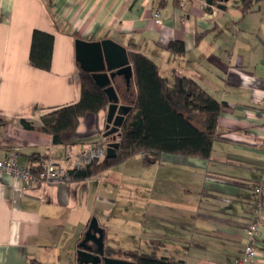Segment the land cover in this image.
I'll use <instances>...</instances> for the list:
<instances>
[{
  "label": "crops",
  "instance_id": "obj_1",
  "mask_svg": "<svg viewBox=\"0 0 264 264\" xmlns=\"http://www.w3.org/2000/svg\"><path fill=\"white\" fill-rule=\"evenodd\" d=\"M233 2L219 9L204 0H0V158L14 152L34 172L48 160L67 171L89 147L115 138L106 134L107 106L81 117L67 146L19 122L40 126L52 108L79 100L75 39L142 52L170 86L176 71L226 104L208 159L163 154L145 165L137 154L81 181L25 184L0 174V264H91L100 247L132 261L123 252L148 253L153 239L162 242L159 256L185 264H239L264 165V23L251 25L264 7ZM33 30L53 36L48 71L29 62ZM173 40L183 43L181 56L167 50ZM114 81L123 115L133 85ZM146 213L158 220L145 230ZM260 220L252 264H264V207Z\"/></svg>",
  "mask_w": 264,
  "mask_h": 264
},
{
  "label": "trees",
  "instance_id": "obj_2",
  "mask_svg": "<svg viewBox=\"0 0 264 264\" xmlns=\"http://www.w3.org/2000/svg\"><path fill=\"white\" fill-rule=\"evenodd\" d=\"M208 7L225 9L228 0H204ZM53 36L33 30L29 51V62L33 67L48 71L51 66ZM167 50L176 56L184 53L181 41H170ZM127 60L132 69L131 83L134 100L114 134L118 143L113 157L106 155L84 169H69L71 181H81L96 172L115 166L124 160L142 155L145 165L157 162L163 154H175L200 159L211 155L214 139L218 132L217 120L225 103L207 93L194 79L173 71L174 82L170 86L156 63L147 55L136 50H127ZM79 100L67 106L52 108L41 117V125L20 119V124L29 130H38L51 135L53 144L67 146L71 142L79 123L86 114H95L105 108L108 99L89 73L79 71ZM5 122L0 119V126ZM110 139L105 142H112ZM40 167V166H39ZM152 250L148 253L137 250L123 252L135 264H185L182 260L159 256L157 250L162 242L151 240ZM105 255L119 251L106 247ZM23 264H38L29 259Z\"/></svg>",
  "mask_w": 264,
  "mask_h": 264
},
{
  "label": "water",
  "instance_id": "obj_3",
  "mask_svg": "<svg viewBox=\"0 0 264 264\" xmlns=\"http://www.w3.org/2000/svg\"><path fill=\"white\" fill-rule=\"evenodd\" d=\"M74 45L75 58L80 70L89 73L95 85L101 88L107 96L108 105L105 128L108 130L106 134L117 132L129 107L125 108L123 115H119L118 110L121 107L118 105L119 98L114 87V80L115 77L122 76L127 86L131 84L132 69L127 60V51L123 46L110 39L100 41L75 39ZM110 126L112 127L109 129ZM117 146L118 143L116 142L107 143L106 157H113ZM95 226L96 222L92 219L89 230ZM95 241L101 246V241L98 238ZM97 252V255L90 257L91 264H100L101 262L103 264H135L132 261L109 258L104 255L105 253L101 247ZM82 261L86 263L87 257H82Z\"/></svg>",
  "mask_w": 264,
  "mask_h": 264
},
{
  "label": "built area",
  "instance_id": "obj_4",
  "mask_svg": "<svg viewBox=\"0 0 264 264\" xmlns=\"http://www.w3.org/2000/svg\"><path fill=\"white\" fill-rule=\"evenodd\" d=\"M159 12H156V17ZM159 22V20H157ZM261 148L264 151V139L261 142ZM106 154L105 147L95 144L90 149L81 153L74 161V169H84L96 159H102ZM0 174L9 175L14 182L22 181L25 184L33 182H51V181H70L65 168L60 164L48 160L39 170L32 171L28 165L19 164L14 152H10L0 158ZM264 188V165L256 182L252 185L253 193V220L247 226L248 242L244 247L238 260L239 264H252L255 258V242L258 237V231L261 226L260 215L264 207V198L262 190Z\"/></svg>",
  "mask_w": 264,
  "mask_h": 264
},
{
  "label": "rangeland",
  "instance_id": "obj_5",
  "mask_svg": "<svg viewBox=\"0 0 264 264\" xmlns=\"http://www.w3.org/2000/svg\"><path fill=\"white\" fill-rule=\"evenodd\" d=\"M234 2V5L235 6H238L237 8H239V6L240 5H243V3L241 2V0H233ZM258 3L259 4H261V7H264V0H258ZM261 23H264V9L261 11V12H259V13H257V15L256 16H254L252 19H251V25H253V26H257V25H259V24H261ZM261 29H262V24L259 26ZM106 141H107V138L105 139ZM95 145V144H94ZM98 145H101V146H103L104 147V144L102 145V144H98ZM88 149H90V147L88 148ZM87 149V150H88ZM105 150H106V146H105ZM100 160H102V159H96V160H94L92 163H94V162H99ZM160 178V177H159ZM160 180V179H159ZM131 203L133 204L134 202H132L131 201ZM153 216V215H152ZM154 216H156V217H151V215H149V213H146V215H145V217H144V226H145V230L146 229H148L149 227H148V225H150V221H151V219H152V221H157L158 219H157V215H154ZM147 244L146 243H144V245L143 246H146ZM152 247V246H151ZM142 248H144V247H142ZM141 248V249H142ZM152 249V248H151ZM150 248H147L146 250V252H150V250H151ZM174 256H177V255H174Z\"/></svg>",
  "mask_w": 264,
  "mask_h": 264
}]
</instances>
